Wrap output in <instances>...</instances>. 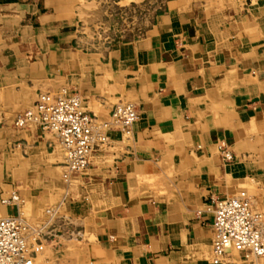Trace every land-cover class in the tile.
<instances>
[{"label":"crops","instance_id":"obj_1","mask_svg":"<svg viewBox=\"0 0 264 264\" xmlns=\"http://www.w3.org/2000/svg\"><path fill=\"white\" fill-rule=\"evenodd\" d=\"M147 2L0 0V216L25 202L44 224L59 205L35 264H216L215 201L240 190L264 227V0H162L138 35L89 34L107 10ZM40 92L139 115L73 174L51 132L14 125ZM12 191L20 202L3 204Z\"/></svg>","mask_w":264,"mask_h":264},{"label":"built area","instance_id":"obj_2","mask_svg":"<svg viewBox=\"0 0 264 264\" xmlns=\"http://www.w3.org/2000/svg\"><path fill=\"white\" fill-rule=\"evenodd\" d=\"M138 115L134 103L119 102L103 119L86 110L77 92H40L31 108L17 113L14 125L19 129L37 126L43 132H51L62 147L64 164L72 172H82L93 153L107 143V130H126ZM220 150L225 162L233 160L226 146ZM18 200L16 191L1 199L7 205H15ZM212 227L214 263H221L232 251L264 256L263 217L253 208L246 190L215 201ZM54 235V229L31 224L18 212L0 217V264H35V247Z\"/></svg>","mask_w":264,"mask_h":264},{"label":"rangeland","instance_id":"obj_3","mask_svg":"<svg viewBox=\"0 0 264 264\" xmlns=\"http://www.w3.org/2000/svg\"><path fill=\"white\" fill-rule=\"evenodd\" d=\"M161 4L162 0H149V2H147V5L142 4L139 6H128L123 7L121 10H107L103 17H99V19L95 21V23L88 25L89 34L92 37L101 39V41H109L112 38L121 36L129 37L138 35L141 32L142 28L145 27L146 21L147 19H149L150 14H156L161 10ZM67 169L69 170L68 167ZM69 172L73 174L79 173L72 172L70 170ZM20 206L23 212L22 216L29 223L35 224V222H37V219H32V217L36 214L33 212V210L30 211L29 205H26L25 202H23ZM58 210V204L51 206V208L48 210V218L45 219L43 223L46 224L45 221L50 218H52L51 220H53L56 216H58ZM49 222L47 224H49ZM35 225L43 224L37 223ZM35 248L38 249L39 247L36 246Z\"/></svg>","mask_w":264,"mask_h":264},{"label":"bare ground","instance_id":"obj_4","mask_svg":"<svg viewBox=\"0 0 264 264\" xmlns=\"http://www.w3.org/2000/svg\"><path fill=\"white\" fill-rule=\"evenodd\" d=\"M19 202H20V198H19V200H18L17 202H15V203L18 204ZM27 207H28V206H27ZM19 214H20V215L23 214L22 210H20ZM4 216H5V215H4ZM71 219H72V218H71ZM73 234H74V233H73ZM44 241H45V240H44ZM45 242H46V241H45ZM72 245H73V244H72ZM40 246H41V245H37V247H39V248H40ZM73 246H74V245H73ZM39 248H38V249H39ZM41 248H42V247H41ZM41 248H40V249H41ZM74 249H76V248L74 247ZM46 251H47V250H46ZM46 251H45V252H46ZM39 252H40V251H39ZM41 253H42V252H41Z\"/></svg>","mask_w":264,"mask_h":264}]
</instances>
